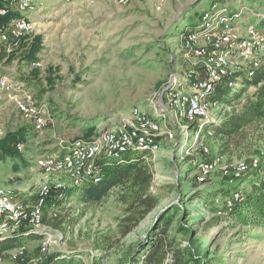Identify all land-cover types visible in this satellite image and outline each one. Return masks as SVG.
Masks as SVG:
<instances>
[{"label":"rangeland","instance_id":"1","mask_svg":"<svg viewBox=\"0 0 264 264\" xmlns=\"http://www.w3.org/2000/svg\"><path fill=\"white\" fill-rule=\"evenodd\" d=\"M216 1L133 0L120 4L117 0H40L31 41H37L39 49L40 66L35 67L38 76L31 74L34 68L23 58L6 65L4 72L32 88L46 105L49 120L42 130L35 131L12 105H2L0 121L6 130L27 126L28 138L21 152L23 158L0 159V186L12 188L27 206L36 203L43 183L54 185L58 180L74 188L66 177L49 176L39 169L38 156L55 153L69 141L94 137L116 126L136 105L154 115L165 108L167 92L187 85L190 61L183 56L180 33L194 28L204 10ZM228 1L233 6L254 9L248 21L264 19V0ZM238 63L243 60L235 57L234 64ZM241 87L240 81L234 93ZM254 90L249 86L243 98ZM238 101L234 99L227 106L232 108ZM225 106L214 109L213 116L218 118ZM171 128L174 138H162L150 158L154 169L151 192L158 206L118 246L103 251L95 245L106 235L119 236L125 208L118 198L119 189L89 203L73 194L56 211L75 219L74 225L60 231L44 224L42 229L45 235H51L50 240L49 236L26 240L21 244V255L14 257L15 247L0 257V264H39L53 252L74 253L84 264H129L128 253L146 236L157 216L174 206L180 210L169 232L176 234L184 246L190 241L188 234L179 233L180 225L191 228L194 247L208 255L212 264H264V226L231 218L217 221L210 209L222 205L223 195L217 191L226 187L225 177L234 162L244 160L250 165V171L238 182L243 190L250 186L247 177L256 171L251 165L260 155L259 147L242 157L222 155L217 170L199 183L195 177L197 162L217 155L215 141L207 139L210 155L195 150L185 156L194 132H189L183 145L185 136L180 127L171 124ZM257 171L264 173V169ZM52 191L57 193L54 188ZM53 205L51 200L45 205V219L53 216ZM44 243L46 250L42 249Z\"/></svg>","mask_w":264,"mask_h":264},{"label":"built area","instance_id":"2","mask_svg":"<svg viewBox=\"0 0 264 264\" xmlns=\"http://www.w3.org/2000/svg\"><path fill=\"white\" fill-rule=\"evenodd\" d=\"M117 1L129 4L133 0ZM41 5L37 0H0V56H3L0 59V108L5 103L12 105L32 124L35 131L42 130L49 120L46 105L25 81L14 79L4 72V68L19 60L13 58L6 64L10 55L30 47L35 30L31 15L37 13ZM254 14V9L245 5L233 6L228 0L211 4L201 14L194 28H187L180 33L183 56L190 61L186 74L187 85L185 89L172 88L167 92L165 108L151 115L136 105L116 126L104 129L94 137H79L69 141L55 153L38 156L37 167L49 176L66 177L73 187H81L90 178L98 180L95 174L99 160H122L130 150L157 151L162 138H174L171 124L180 127L185 136L183 145L189 132H194L191 144L184 150L185 156L192 155L195 150L210 155L207 139L214 134L213 124L232 109L226 105L218 118L213 116L214 109L224 106L216 96L218 88L222 85L236 88L242 78L234 76L258 68L264 60V19L258 23L248 21L247 17ZM235 57L242 59L243 63L234 64ZM30 65L35 68L40 66V62L34 61ZM7 132L0 121V139ZM16 146L22 152L26 143L18 141ZM221 161L222 155L199 160L195 175L197 181L204 183L217 170ZM260 162V156L254 157L252 168H257ZM250 168L246 161H236L231 165L228 177L240 178ZM53 184L41 185L33 206L20 202L12 188L0 186V237L16 235L23 228L43 230V209L52 188L59 192V196L67 188L64 181L56 180ZM238 197L239 193H235L234 198ZM46 236H49L48 240L51 239V235ZM23 249L24 246H19L13 253L14 257L21 255ZM42 249H47L46 243Z\"/></svg>","mask_w":264,"mask_h":264},{"label":"trees","instance_id":"3","mask_svg":"<svg viewBox=\"0 0 264 264\" xmlns=\"http://www.w3.org/2000/svg\"><path fill=\"white\" fill-rule=\"evenodd\" d=\"M38 52L37 41L31 42L28 49L18 50L10 55L6 64L13 58H23L30 64L38 61ZM2 58L3 56H0V59ZM37 70L34 68L31 74L38 76ZM236 76L242 78L241 91L234 93L235 88L222 85L216 92V96L225 105L231 104L234 99L239 101L231 110L225 112L218 123L213 124L214 134L211 138L217 145V155L237 154L242 157L245 154H252L259 147L258 154H260L261 162L257 168H254L256 171L247 177L250 186L245 190L238 185L245 175L240 178L226 176V187L217 191L223 195V203L218 208L210 209L216 214L217 221L231 218L243 224L264 226V173L259 174L257 171L264 169V155H262L264 150V60L258 68L237 73L234 77ZM249 86H254L255 90L243 98ZM27 138V126L8 131L5 137L0 139V159L23 158L16 143L27 142ZM151 154L152 152L148 150H130L124 154L122 160H99L95 174L98 180L93 177L81 187L66 188L60 192L61 196L58 195L59 192L56 191L57 195H54L52 191L46 204L51 200L55 212L48 219L44 216V224L53 229L65 231L74 225L75 219L61 215L56 210L69 196L77 194L78 199L85 203L98 202L111 190L119 189V201L125 205L124 215L118 225L119 236L106 235L95 245L96 249L103 251L115 248L122 238L130 234L158 206V199L151 192L154 180ZM235 193H239L238 198H234ZM229 201L230 204H228ZM179 210L178 206H174L172 210H164L157 216L146 237L136 244L132 252L128 253L129 264H212L208 255L194 247L191 228L185 225L179 226V233L188 234L190 244L185 246L176 234L169 232ZM220 211L222 214H218ZM44 236L40 232L29 233L27 228H23L15 236L0 240V257L7 256L10 250L19 247L26 240L42 239ZM39 264L84 263L74 253L53 252Z\"/></svg>","mask_w":264,"mask_h":264},{"label":"water","instance_id":"4","mask_svg":"<svg viewBox=\"0 0 264 264\" xmlns=\"http://www.w3.org/2000/svg\"><path fill=\"white\" fill-rule=\"evenodd\" d=\"M28 230V232L30 233V232H40V233H44L45 231L44 230H39V229H30V228H28L27 229ZM147 235V234H146ZM13 236H15V235H6V236H2V237H0V240H3V239H6V238H9V237H13ZM146 237V236H145ZM144 237V238H145ZM143 238V239H144Z\"/></svg>","mask_w":264,"mask_h":264},{"label":"crops","instance_id":"5","mask_svg":"<svg viewBox=\"0 0 264 264\" xmlns=\"http://www.w3.org/2000/svg\"><path fill=\"white\" fill-rule=\"evenodd\" d=\"M37 1H40V0H37ZM36 16V13H33L32 15H31V17H32V19L34 20V17ZM151 114V113H150ZM151 115H153V114H151Z\"/></svg>","mask_w":264,"mask_h":264}]
</instances>
